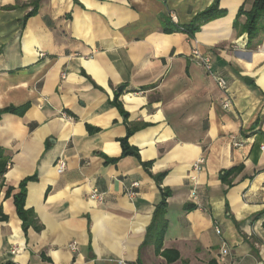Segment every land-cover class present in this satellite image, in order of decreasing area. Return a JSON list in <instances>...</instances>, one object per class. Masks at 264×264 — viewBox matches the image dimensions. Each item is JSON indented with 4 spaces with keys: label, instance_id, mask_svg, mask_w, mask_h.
Masks as SVG:
<instances>
[{
    "label": "crops",
    "instance_id": "1",
    "mask_svg": "<svg viewBox=\"0 0 264 264\" xmlns=\"http://www.w3.org/2000/svg\"><path fill=\"white\" fill-rule=\"evenodd\" d=\"M213 6L226 15L164 31L163 16L187 27ZM241 8L252 0H0V110L27 106L0 120V264H264V32L250 43Z\"/></svg>",
    "mask_w": 264,
    "mask_h": 264
},
{
    "label": "trees",
    "instance_id": "2",
    "mask_svg": "<svg viewBox=\"0 0 264 264\" xmlns=\"http://www.w3.org/2000/svg\"><path fill=\"white\" fill-rule=\"evenodd\" d=\"M35 11H33L30 15L34 14ZM226 15V12L219 9V6H213L210 9L204 11L201 13L195 21L190 24L187 27H175L167 16L162 17L163 25H164V31L166 33H172V32H189L193 33V31H196L200 28L201 25L209 23L211 21L220 19ZM245 16L246 22L243 26V32L248 34L250 43L254 41L258 36L264 32V0H252V8L250 11H245L244 8H241L236 22L235 26H237L238 21L240 17ZM27 109V106H23L21 108H9L6 110H0V120L5 114L8 113H16V112H23ZM124 145V153L125 155L129 153V148L127 147L126 141H123ZM6 157L5 155L0 151V181L6 172ZM234 172V170H231L229 172L225 173V176H229L230 173ZM223 176V179L225 178ZM26 183L22 184V191L21 193L15 197V204L17 207V213L19 217L23 221V226L25 230L28 229L29 226L36 223L34 214L32 211L25 210V197H26V191H25ZM166 197L169 196V194H165ZM165 211H164V205H162L159 208V211H157L155 215L154 222L152 226L148 229L147 232V238L145 241V245L153 243L155 245L156 251L160 252V250L163 247V237H164V231L166 227V220L164 218ZM166 255V254H165ZM178 260L177 254L174 259L169 260V262ZM8 264H14V263H8Z\"/></svg>",
    "mask_w": 264,
    "mask_h": 264
},
{
    "label": "built area",
    "instance_id": "3",
    "mask_svg": "<svg viewBox=\"0 0 264 264\" xmlns=\"http://www.w3.org/2000/svg\"><path fill=\"white\" fill-rule=\"evenodd\" d=\"M195 57L198 59L199 63L205 68V70L214 78L216 81L218 87L224 94V99L222 101V107L226 110L230 109L232 107V99L230 96V88L228 85V82L225 80V78L217 76L212 71V63L211 58L209 56H200L199 53H194ZM237 146H240L237 144ZM262 151L264 152V145L261 147ZM204 164V160L201 159L198 161V163L194 166V173H198L202 170V166ZM68 163L65 160H59L56 165V170L58 174L62 175L67 171ZM192 180H195L194 177H192ZM138 186V184H136ZM131 196H134V194H131ZM92 200H102V195L98 193L97 190H94L91 195ZM217 233L220 234V229L217 228ZM73 249L75 248L74 245L71 246ZM13 253H16V251H13Z\"/></svg>",
    "mask_w": 264,
    "mask_h": 264
},
{
    "label": "water",
    "instance_id": "4",
    "mask_svg": "<svg viewBox=\"0 0 264 264\" xmlns=\"http://www.w3.org/2000/svg\"><path fill=\"white\" fill-rule=\"evenodd\" d=\"M246 83L250 85L251 81L249 79H246Z\"/></svg>",
    "mask_w": 264,
    "mask_h": 264
}]
</instances>
